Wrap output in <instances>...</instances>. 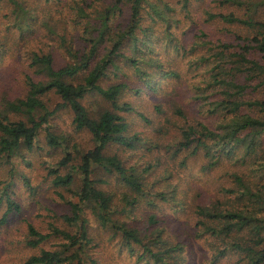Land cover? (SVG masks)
Wrapping results in <instances>:
<instances>
[{
  "label": "trees",
  "instance_id": "trees-1",
  "mask_svg": "<svg viewBox=\"0 0 264 264\" xmlns=\"http://www.w3.org/2000/svg\"><path fill=\"white\" fill-rule=\"evenodd\" d=\"M262 14L264 0H0V161L11 163L24 147L35 149L45 134L48 145L65 151L52 171L54 184L75 198L63 215L72 231L52 225L42 233L29 225L31 245L55 235L66 240L62 248H42L22 264H102L90 253L96 242L88 228L91 215L136 264H182L183 244L163 234L156 213H148L145 223L128 222L106 181L92 175L96 168L117 174L136 194L124 196L128 205L150 193L152 204L155 195L166 200L164 192L147 187L144 175L152 165L128 163L111 152L147 145L129 116L151 120L126 97L150 90L169 99L180 91H166L164 83L181 78L186 65L198 114L190 117L185 105H174L183 123L172 154L187 152L183 165L200 155L206 173L231 168L222 197L195 206L198 234L210 238L215 262L234 256L238 264H264ZM166 58L174 65L164 67ZM92 94L103 101L95 110L85 103ZM54 98L60 100L55 106ZM65 108L94 147L82 151L56 132L53 118ZM6 202L0 230L19 208L8 195Z\"/></svg>",
  "mask_w": 264,
  "mask_h": 264
},
{
  "label": "rangeland",
  "instance_id": "rangeland-1",
  "mask_svg": "<svg viewBox=\"0 0 264 264\" xmlns=\"http://www.w3.org/2000/svg\"><path fill=\"white\" fill-rule=\"evenodd\" d=\"M201 16L203 17V13ZM168 61L171 60L169 58L163 60L166 68L174 65ZM183 69L181 78L166 79L164 83L166 91L171 88L180 91L167 100L156 98L150 90H143L140 97L133 95L126 97L136 106V111L144 113L151 120L146 122L137 113L129 116L133 129L143 135L147 145L142 144L134 150L117 152L115 147L111 152L118 153L119 157L128 163L152 165L150 171L143 174L145 182L152 191L164 192L166 200H161L155 195V204H152L153 197L150 193L133 206L128 205L124 196L127 194L132 198L136 194L124 185L117 174L96 168L92 177L106 181L104 187L110 193H114L119 207L125 208L127 214L123 218L128 222L145 223L148 213L152 211L156 213L163 222V234L183 244L182 264H238V258L234 256L218 262L213 261L210 238L205 235L199 236L194 217V209L198 203H209L211 197H222L224 194L222 188L230 184L224 176L230 173L231 168L224 171L222 166L206 173L202 168L204 159L200 155L191 156L188 164L183 165L182 160L188 153L173 156L170 148L171 143L176 141L179 122L183 123V120L173 113L174 105L181 107L182 104L185 105L190 117L198 114V108L196 111L193 104L194 96L187 87L191 74L187 65ZM21 89L22 86L18 85L17 93H22ZM59 101V98H54L51 104L55 106ZM159 102L163 106L160 113L155 110ZM85 103L90 109L95 110L97 104L102 105L100 103L103 101L100 96L92 94ZM72 120L73 114L70 109L59 110L52 121L54 129L69 136L71 143L77 144L82 151L94 147L90 134L85 130L77 131ZM20 153L12 158L11 163L0 161V191L4 194V200L0 203V218L7 210V195L19 205L18 210L13 209L8 213V220L0 230V264H22L29 256L38 254L42 248L61 249L66 241L62 237L51 235L46 241L34 247L29 243L32 239L29 225H33L42 233H50L52 225L70 231L75 229L63 219V215L71 211L70 201L75 199L74 194L67 187L55 185L52 172L58 168V162L65 155V151L48 145L43 134L35 149L28 150L24 147ZM88 226L96 238L95 244L93 242L90 245L93 257L100 258L102 264H136L135 259L130 257L129 252L121 244V240L109 239L111 232L100 227L92 215ZM99 241L100 244H97Z\"/></svg>",
  "mask_w": 264,
  "mask_h": 264
}]
</instances>
